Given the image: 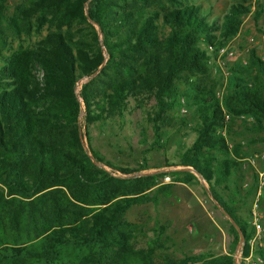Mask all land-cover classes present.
<instances>
[{"label": "trees", "instance_id": "obj_1", "mask_svg": "<svg viewBox=\"0 0 264 264\" xmlns=\"http://www.w3.org/2000/svg\"><path fill=\"white\" fill-rule=\"evenodd\" d=\"M8 1L0 0V264H233L239 237L246 242L252 231L234 209L241 146H228L221 132L231 131L234 118L264 131V61L249 51L246 63L229 68L220 99L192 79L206 75L249 7L231 4L209 19L194 0H24L7 16ZM43 28L32 48L2 54L6 29L20 36ZM258 33L264 36V20ZM183 97L195 123L175 165L182 169L121 178L98 166L122 176L143 170L106 162L91 148L88 126L123 117L130 101L138 108L148 98L157 140ZM164 177L169 184H160ZM196 177L234 224L228 253L174 258L161 226L136 248L140 228L126 221L127 211L156 205L157 195Z\"/></svg>", "mask_w": 264, "mask_h": 264}, {"label": "rangeland", "instance_id": "obj_2", "mask_svg": "<svg viewBox=\"0 0 264 264\" xmlns=\"http://www.w3.org/2000/svg\"><path fill=\"white\" fill-rule=\"evenodd\" d=\"M23 2L24 0H9L7 16L11 14L14 6ZM194 3L201 6L209 19L221 17L231 4L241 3L248 6L249 15L243 18L240 31L227 44L232 52V59L226 62L227 71L232 66L246 63L249 51H253L255 56L264 61V36L258 33L264 20V0H194ZM258 10L262 11V14L255 18V12ZM46 33L47 28H43L39 35L31 33L14 36L6 29L4 37L7 47L2 54L8 55L17 49L32 48ZM207 64L206 75L192 80L199 85L213 86L214 94L220 99L227 86V77L223 76L211 58ZM84 82L85 79L79 81V85ZM179 91L187 97L191 94V91L182 85L179 86ZM180 99L184 103L185 116L181 117L180 107L169 112L170 121L161 127L157 140L152 134L151 124L146 120L153 106V102L148 98L141 100L138 108H133V102L130 101L128 112L123 117H113L88 126L90 146L106 162L117 167L143 170L122 176L105 166H98L111 176L121 178L182 169L175 165L179 155L189 148L194 140L191 130L195 118L189 100L186 97ZM181 118L185 120L184 124H180ZM248 121L234 118L231 131L224 134L228 146H241L240 154L243 159L239 162V170L234 179L238 186L234 209L236 215L247 222L248 227H251V212H254L264 229V187L257 193V172L264 171V131L256 132ZM79 125L82 145L86 150L87 140L81 118ZM142 160H145V163L141 162ZM251 160L253 165L249 163ZM159 182L161 185L169 184L170 178L167 177V181L162 178ZM228 188L233 189L231 183H228ZM125 219L140 228V235H137L134 245L136 248H143L145 242L153 237L155 227L161 226L164 229L161 238L166 242L168 254L174 258H180L182 255L228 253L231 224L210 199L206 184L198 177L190 184H174L166 195H157L156 205L131 207ZM234 254L235 249L231 254L232 259Z\"/></svg>", "mask_w": 264, "mask_h": 264}, {"label": "built area", "instance_id": "obj_3", "mask_svg": "<svg viewBox=\"0 0 264 264\" xmlns=\"http://www.w3.org/2000/svg\"><path fill=\"white\" fill-rule=\"evenodd\" d=\"M232 59V52L228 49V46L221 47L217 49L213 61L217 68L222 71L223 76H227V67L226 62ZM244 64V63H243ZM80 85L79 82L75 84L74 93L77 94L79 91ZM78 99V98H77ZM79 100V99H78ZM179 103L181 104L179 113L183 115L185 113L183 100L180 99ZM221 135H224V132H221ZM253 165V161L249 162ZM264 171L257 172L258 178V188L257 193L259 194L260 189L264 187ZM164 180L167 181V177H164ZM251 231L252 234L246 242L242 240L239 244L238 249L236 250L233 258V264H264V229L259 223L258 218L254 212H251ZM243 249L246 251L244 256Z\"/></svg>", "mask_w": 264, "mask_h": 264}, {"label": "water", "instance_id": "obj_4", "mask_svg": "<svg viewBox=\"0 0 264 264\" xmlns=\"http://www.w3.org/2000/svg\"><path fill=\"white\" fill-rule=\"evenodd\" d=\"M141 175H143V174H141ZM140 174H137V175H134V176H132V177H138V176H141ZM199 178V177H198ZM220 211H221V213L227 218V220L230 222V224H231V226H233L234 227V224H233V222L228 218V216L227 215H225V213L220 209V208H218ZM242 237L240 236L239 237V241H238V243H237V245H236V248H235V252H236V250L238 249V246H239V244L242 242Z\"/></svg>", "mask_w": 264, "mask_h": 264}, {"label": "crops", "instance_id": "obj_5", "mask_svg": "<svg viewBox=\"0 0 264 264\" xmlns=\"http://www.w3.org/2000/svg\"><path fill=\"white\" fill-rule=\"evenodd\" d=\"M241 160H243V159H239V161H241Z\"/></svg>", "mask_w": 264, "mask_h": 264}]
</instances>
